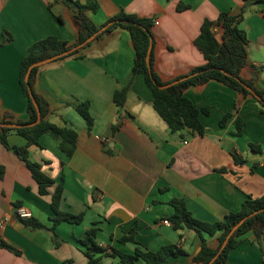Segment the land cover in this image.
Listing matches in <instances>:
<instances>
[{"label": "crops", "instance_id": "obj_1", "mask_svg": "<svg viewBox=\"0 0 264 264\" xmlns=\"http://www.w3.org/2000/svg\"><path fill=\"white\" fill-rule=\"evenodd\" d=\"M49 2L0 0V42L4 31L13 36L0 48V121L6 113L16 120L29 119L20 67L31 45L49 36L69 45L78 40L74 12L61 2L50 11ZM94 2L98 9L88 15L99 27L122 11L154 21V67L165 83L206 64L195 44L205 20L217 22L222 13H242L240 28L247 34L249 65L241 75L264 91V0ZM181 5L185 9L180 10ZM54 16L62 17L63 23ZM214 30L220 39V27ZM79 55L83 56L41 66L34 85L50 104L47 120L79 134L72 157L49 135L41 137L40 146L29 148L30 160L56 181L50 195L39 194L27 164L0 141V220H6L0 230V264H87L80 241L92 227L98 228L99 245L110 252L134 254L137 245L122 244L120 239L135 229L143 250L174 246L187 252L163 264H199L193 257L201 239L193 230L174 228L169 219L175 209L170 202L183 198L195 218L214 223L238 212L248 197L264 196V107L253 97L243 98L223 83L210 81L185 93L199 108L211 109L209 115L199 116L205 134L174 133L154 109L153 93L144 77L133 72L136 53L128 30L105 33ZM126 87L129 92L121 109L114 97ZM83 103L90 106L92 127L77 112ZM229 113L226 126H221ZM239 119L245 122L244 132L235 136ZM8 143L11 148L23 147L27 140L11 134ZM251 144L260 150H253ZM234 154L244 164L237 165ZM58 184L64 185L61 211L84 218L81 224H59L56 239L47 229L26 227L19 210L52 226V193ZM219 236L204 235L214 249L220 246ZM262 245L263 249L249 231L221 264H264ZM108 263L120 264V259L104 257L103 264ZM136 264L145 262L138 258Z\"/></svg>", "mask_w": 264, "mask_h": 264}, {"label": "trees", "instance_id": "obj_2", "mask_svg": "<svg viewBox=\"0 0 264 264\" xmlns=\"http://www.w3.org/2000/svg\"><path fill=\"white\" fill-rule=\"evenodd\" d=\"M60 2L74 12V23L79 32L77 42L69 45L68 42L56 36H49L31 45L20 67V85L24 96L28 100L29 119L27 121L16 120L12 114L6 113L4 119L0 121L1 143L13 150L27 164L39 186V194L41 196L50 195V189L56 185V181L43 171L41 164L30 160L29 148L40 146L41 137L49 135L59 141L60 149L67 157H72L77 149L79 134L74 129L60 128L47 120V116L50 113V104L34 89L41 66H36L32 69L28 82L26 81V76L32 66L48 59L58 57L55 61H61L69 57H82L83 55H79L81 49L91 45L88 40L92 37L99 39L105 33L117 28H123L130 32L136 53L133 72L135 75L144 77L146 85L153 93L154 109L174 133L188 130L193 134H205L206 129L201 123L199 116L201 113L209 115L211 109L199 108L185 93L190 87L205 85L210 81L223 83L238 92L243 98L253 97L264 107V91L257 88L254 81L246 80L241 75L243 69L249 65L247 34L240 28L244 18L242 13L239 15H233L229 12L222 13L217 22L205 20L195 44L203 53L206 64L196 67L189 74L180 76L172 82L165 83L161 80L154 67L153 47L155 38L152 31L154 21L151 18H143L122 11L99 27L93 23L88 15L89 11L96 12L98 9V5L94 0H87L85 4L77 0H50L49 10L52 11L53 6ZM179 9L183 10L185 6L181 5ZM54 17L63 23L62 17ZM216 26L220 27L222 32L220 39L214 30ZM12 41L13 36L9 32L4 31L0 48ZM80 46L83 47L79 48ZM148 58L150 59L151 69L148 66ZM29 86L34 98L31 97ZM128 92L129 87H126L115 93V104L121 109L125 105ZM38 110L41 113V122L31 127L30 125L38 120ZM236 111H238L237 107H235ZM77 112L83 117L89 127L93 126L94 118L88 103L78 106ZM231 116L232 113L225 115L220 122L221 126H226ZM13 125L22 127H9ZM244 127L245 122L239 119L236 131L233 134L242 136ZM11 134L24 137L27 140V144L23 147L11 148L8 143V137ZM250 146L253 150H260L259 146L253 144ZM233 156L237 165L244 164L245 160L242 157L237 154ZM0 171L1 173L3 172L1 167ZM63 194L64 185L58 184L52 193L51 207L54 212V217L51 219L52 226L49 227L35 218H20V220L28 228L51 231L57 239L56 228L59 224L62 222L81 224L84 218L83 215H74L61 211L60 206ZM170 204L175 209V213L169 219L174 228L176 230H193L201 239L200 250L193 257L194 261L199 264H221L227 262L231 253L242 242V236L249 231L255 233L258 244L263 249L264 196L259 198L248 197L238 212L230 213L222 220L214 223L204 222L195 218L183 198H174ZM243 220L244 222L240 224ZM239 224L240 226L230 236L232 230ZM98 232V228L92 227L87 231L86 238L80 241L86 248L87 264H103L104 257H118L120 264H136L138 258L142 259L145 264H163L171 257L187 254L185 250L174 246L164 247L157 252L143 250L136 239L137 232L135 229H132L120 239L122 244L132 243L137 245L134 254L122 253L116 249H112L110 252L97 242ZM219 233L220 246L214 249L209 245L204 235L215 236Z\"/></svg>", "mask_w": 264, "mask_h": 264}, {"label": "water", "instance_id": "obj_3", "mask_svg": "<svg viewBox=\"0 0 264 264\" xmlns=\"http://www.w3.org/2000/svg\"><path fill=\"white\" fill-rule=\"evenodd\" d=\"M94 39H95V37H92V38H90V39L88 40V42H91V41H93ZM86 44H87V43H86ZM81 47H83V46H80L79 48H81ZM66 54H67V53H66ZM61 56H63V55H61ZM57 58H58V57L51 58V59H48V60H46V61H44V62H40V63H38V64L32 66V67L30 68V70H29L27 76H26V81H27V82L29 81V76H30L31 71H32V69H33L34 67H36V66H43V65L49 64V63L55 61ZM147 62H148V66H149V68L151 69L150 59H149V58H148ZM162 88H164V87H162ZM248 89H250V88L248 87ZM29 90H30L31 97L34 98V95H33V92L31 91L30 86H29ZM41 119H42V117H41V113H40V111L38 110V120H37V122L32 123L30 126H31V127L36 126L37 124H39V123L41 122ZM9 127L17 128V127H22V126H19V125H13V126H9ZM243 222H244V220H243L240 224H242ZM240 224L237 225V226L232 230L230 236H231V235L237 230V228L240 226ZM230 236H229V237H230ZM224 246H225V245H224Z\"/></svg>", "mask_w": 264, "mask_h": 264}, {"label": "built area", "instance_id": "obj_4", "mask_svg": "<svg viewBox=\"0 0 264 264\" xmlns=\"http://www.w3.org/2000/svg\"><path fill=\"white\" fill-rule=\"evenodd\" d=\"M155 24H158V23H155ZM19 215H20V218H25V219H28L29 217H31V214L24 209L19 210ZM5 223H6L5 219L0 220V230H2L4 228ZM164 223L167 225L170 224L169 221H164Z\"/></svg>", "mask_w": 264, "mask_h": 264}, {"label": "rangeland", "instance_id": "obj_5", "mask_svg": "<svg viewBox=\"0 0 264 264\" xmlns=\"http://www.w3.org/2000/svg\"><path fill=\"white\" fill-rule=\"evenodd\" d=\"M70 10H72V9H70ZM73 11V10H72ZM108 264H110V263H108Z\"/></svg>", "mask_w": 264, "mask_h": 264}]
</instances>
